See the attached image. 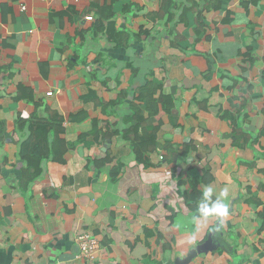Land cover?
<instances>
[{"label": "crops", "instance_id": "1", "mask_svg": "<svg viewBox=\"0 0 264 264\" xmlns=\"http://www.w3.org/2000/svg\"><path fill=\"white\" fill-rule=\"evenodd\" d=\"M164 1L0 0V264H174L217 224L214 248L187 264H264V0H172L170 19ZM151 80L173 97L177 125L161 117L143 166L121 136L92 129L127 128ZM237 98L243 147L222 118ZM53 112L65 143L89 136L27 184L21 143ZM203 168L216 194L229 190L223 223H193L183 202L206 187ZM82 232L99 241L94 261L77 259Z\"/></svg>", "mask_w": 264, "mask_h": 264}, {"label": "trees", "instance_id": "2", "mask_svg": "<svg viewBox=\"0 0 264 264\" xmlns=\"http://www.w3.org/2000/svg\"><path fill=\"white\" fill-rule=\"evenodd\" d=\"M172 0H165L161 5V14L168 15L170 19L172 11ZM182 15V14H181ZM180 15V16H181ZM114 14L109 13L106 17L109 22V27H112L111 20ZM179 16V17H180ZM180 20V18L178 19ZM195 53L198 52L195 47L192 49ZM231 101V111L225 112L222 118L227 121L231 132L232 145L236 147H243L244 145L251 143V135L246 133L240 128L239 123L246 118L244 111V100L237 98ZM117 100H114L107 104V106L114 107L117 104ZM173 97L162 93V87L156 81H147L143 86L136 90V96L133 102L130 104V114L125 117L124 121L128 125L123 131H114L111 133H101L97 129V123L93 122L92 135L94 140L108 139L113 136H121L123 140L129 143L131 153L137 164L148 166L147 155L159 146L158 144V132L161 128L162 116H167L172 126L176 127V121L171 116L173 109ZM156 122V125L151 126L148 121ZM63 118L56 112L50 113L49 117L45 120L36 119L29 125L30 134L26 140L21 143L19 157L25 162V169L22 172V180L25 183H31L38 179L42 174V165L48 160L58 161L62 156H56V152L62 150L66 152L68 150H75L82 144H85V140L89 135H81L76 142L65 143L61 139L63 133L62 129ZM27 125H25L26 127ZM169 159H175L176 156L173 152H170ZM164 157H162V160ZM168 161V159H166ZM63 162V160H61ZM119 168L111 170V177L114 178L118 175ZM211 175L209 168H203L202 177L200 178L201 185L208 186L211 183ZM202 191L192 189L191 192H185L182 194L183 202L190 211L195 215L196 208L201 198ZM215 198V197H213ZM256 200V199H249ZM256 205H260L258 202ZM264 227V226H262Z\"/></svg>", "mask_w": 264, "mask_h": 264}, {"label": "clouds", "instance_id": "3", "mask_svg": "<svg viewBox=\"0 0 264 264\" xmlns=\"http://www.w3.org/2000/svg\"><path fill=\"white\" fill-rule=\"evenodd\" d=\"M215 195V198H213ZM229 196L227 188L221 189L218 194L211 186H206L196 208L195 215L191 220L193 223L206 222L214 219L223 223V219L228 215L229 204L226 202Z\"/></svg>", "mask_w": 264, "mask_h": 264}, {"label": "built area", "instance_id": "4", "mask_svg": "<svg viewBox=\"0 0 264 264\" xmlns=\"http://www.w3.org/2000/svg\"><path fill=\"white\" fill-rule=\"evenodd\" d=\"M21 9H24L21 7ZM91 17H87L86 20H90ZM162 160V157L159 158ZM76 244L78 247V260L94 261L99 251L100 244L96 236L89 232H82L76 237Z\"/></svg>", "mask_w": 264, "mask_h": 264}, {"label": "water", "instance_id": "5", "mask_svg": "<svg viewBox=\"0 0 264 264\" xmlns=\"http://www.w3.org/2000/svg\"><path fill=\"white\" fill-rule=\"evenodd\" d=\"M218 228V224L216 225L215 230L209 233L207 240L196 247V250L193 251L184 261L176 260L174 264H187L189 261H191L194 257H196L199 254L206 253L214 248L213 241H212V234L216 231Z\"/></svg>", "mask_w": 264, "mask_h": 264}]
</instances>
